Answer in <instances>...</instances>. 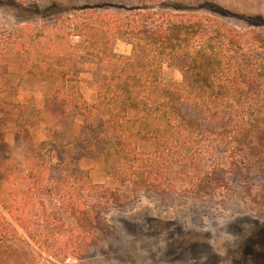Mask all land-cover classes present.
<instances>
[{
  "label": "rangeland",
  "instance_id": "obj_1",
  "mask_svg": "<svg viewBox=\"0 0 264 264\" xmlns=\"http://www.w3.org/2000/svg\"><path fill=\"white\" fill-rule=\"evenodd\" d=\"M156 1L0 0V84L14 89L12 100L42 109L59 79L27 72L41 53L52 63L50 71L91 105L100 80L92 44L105 42L103 22L143 2L156 8ZM162 2L188 8L172 11L177 16L221 28L220 46L239 72L234 96L241 95L240 104L230 100V105L219 106L220 121L227 125L189 144L187 178L175 184L187 186L189 192L141 191L104 212L102 230L89 221L78 222L52 198L45 199L43 210L19 205L15 220L0 209L14 229L0 235V264H237L245 252L253 256L252 264H264V109L257 110L264 108V79L239 69L254 70L258 62L264 63V42H257L263 39L264 26L248 23L253 16L264 19V0ZM159 13L151 10L149 17L156 19ZM228 33L234 44L228 43ZM97 48L119 55L131 50L122 41ZM161 78L181 82L179 66L164 63ZM2 97L0 93V169L7 174L34 155L46 134L40 121L16 127L17 109ZM76 120L82 122L83 117ZM48 161L69 175L83 172L91 184H109L101 156L91 144L52 150ZM213 169L219 170L218 176L211 175ZM1 231L6 232L2 224Z\"/></svg>",
  "mask_w": 264,
  "mask_h": 264
},
{
  "label": "trees",
  "instance_id": "obj_2",
  "mask_svg": "<svg viewBox=\"0 0 264 264\" xmlns=\"http://www.w3.org/2000/svg\"><path fill=\"white\" fill-rule=\"evenodd\" d=\"M162 1H156V8L143 2L103 22L105 42L92 44L100 80L91 105L77 88H69L50 71L52 63L41 53L27 66V72L59 79L42 109L12 100L14 89L0 84L5 103L17 109L16 127L40 121L46 134V140L18 170L4 174L0 169V209L8 218L15 220L19 205L32 204L43 210L45 199L52 198L78 222L89 221L102 230L104 212L122 206L141 191L189 192L187 186L175 185L187 178L189 144L194 137L216 135L227 125L220 121L219 106L234 100L240 104L241 95L234 96L239 72L220 46L221 28L211 29L202 19L177 16L174 13L188 8L166 7ZM151 10L161 13L151 19ZM248 23L263 27L264 19L253 16ZM229 33L227 41L234 44ZM262 37L257 42L263 43ZM108 41L127 43L130 53L119 55L97 48ZM166 62L179 66L181 82L162 80L161 67ZM239 69L264 79L263 62L254 70ZM263 109L257 108L258 112ZM78 116L83 117L82 122L76 120ZM80 142L91 144L100 154L108 185L91 184L82 177L83 172L69 175L49 163L52 150ZM142 144L148 148L144 150ZM213 170L211 175L218 176L219 170ZM5 215L0 213L6 231H1V238L14 233Z\"/></svg>",
  "mask_w": 264,
  "mask_h": 264
},
{
  "label": "flooded vegetation",
  "instance_id": "obj_3",
  "mask_svg": "<svg viewBox=\"0 0 264 264\" xmlns=\"http://www.w3.org/2000/svg\"><path fill=\"white\" fill-rule=\"evenodd\" d=\"M240 255H241V259L243 258V260L239 261V263H237V264H252L254 259H253V256L251 255V253L245 252V253H242ZM253 264H260V263L259 262H257V263L254 262Z\"/></svg>",
  "mask_w": 264,
  "mask_h": 264
}]
</instances>
